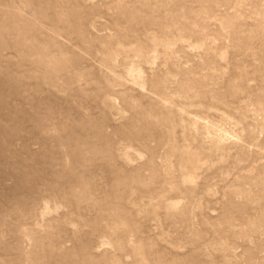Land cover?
Wrapping results in <instances>:
<instances>
[{
	"label": "rangeland",
	"instance_id": "1",
	"mask_svg": "<svg viewBox=\"0 0 264 264\" xmlns=\"http://www.w3.org/2000/svg\"><path fill=\"white\" fill-rule=\"evenodd\" d=\"M0 264H264V0H0Z\"/></svg>",
	"mask_w": 264,
	"mask_h": 264
}]
</instances>
